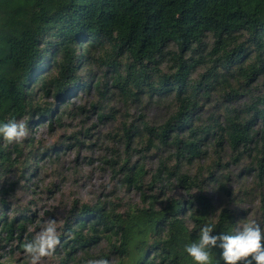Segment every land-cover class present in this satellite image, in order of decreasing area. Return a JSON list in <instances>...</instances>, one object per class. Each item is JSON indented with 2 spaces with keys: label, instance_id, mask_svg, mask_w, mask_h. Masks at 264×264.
<instances>
[{
  "label": "trees",
  "instance_id": "1",
  "mask_svg": "<svg viewBox=\"0 0 264 264\" xmlns=\"http://www.w3.org/2000/svg\"><path fill=\"white\" fill-rule=\"evenodd\" d=\"M81 67L112 74L110 87L125 104L168 101L161 123L143 121L124 136L168 156L148 183L141 164L123 159L125 181L148 199L146 207L78 209L75 201L57 245L63 264H197L185 247L199 242V229L212 224L213 234L234 235L236 215L217 211L207 194L225 189L228 175L222 180L220 168L204 167L191 175L182 164L201 158L211 139L213 147L227 145L232 162L257 164L258 181L264 177V136L254 130L257 121L264 125V0H0V124L36 114L59 125V105L68 106L78 85L89 88ZM91 83L102 96L100 79ZM30 84L41 97L31 98ZM21 157L20 143L0 137V177L20 170ZM0 213V251L25 252L32 213ZM221 251L211 250L210 264H224Z\"/></svg>",
  "mask_w": 264,
  "mask_h": 264
},
{
  "label": "rangeland",
  "instance_id": "2",
  "mask_svg": "<svg viewBox=\"0 0 264 264\" xmlns=\"http://www.w3.org/2000/svg\"><path fill=\"white\" fill-rule=\"evenodd\" d=\"M84 44L86 42L80 46L81 50ZM49 68L40 71V77L49 74ZM79 73L83 77L82 82L89 83V88L78 85L67 97L68 106L64 108L65 103L59 105L56 117L65 111L59 125L53 122L49 127L46 124L48 118L41 121L36 114L18 120L26 123L29 130V135L20 142L24 152L20 160L25 164L20 170L11 169L10 173L4 174L6 176L0 177V212L8 217L14 211L17 214L21 211L32 213L33 223L27 232L33 239L48 220L56 221L60 235L75 201L78 209L82 204L95 202L110 203L109 207L118 211L148 206V199L144 200L141 193L125 181L121 171L123 159L141 164L147 173L145 183H148L159 160H166L168 156L163 150L147 152L144 140L139 142L136 139L127 144L124 138L126 133L141 130L143 121L161 123L168 112V101L158 106L147 100L134 105L125 104L117 91L110 87L112 74L84 67ZM95 78L101 81L99 90L104 92L102 96L91 83ZM28 89H33L32 99L41 97L38 86L30 84ZM216 97L212 95V98ZM45 100L54 102L53 99ZM45 100L42 98L40 101ZM100 114L104 117L100 118ZM51 117L56 119L54 114ZM256 124L254 130L263 137L264 125L261 121ZM260 149L264 154V140ZM202 150L206 153L201 158L184 162L183 170L193 175L202 167L220 168L222 180L229 176L223 180L225 189L207 188L216 210L222 207L234 210L238 230L253 218L264 228V177L258 181L257 164L249 163L251 160L244 157L238 163L232 162L227 145L223 143L219 148L213 147L211 139L205 142ZM173 163L168 164L172 166ZM159 192L160 189L156 194ZM179 194V190H173L171 196ZM64 260L65 252L57 246L52 256L43 258V264H63ZM5 261L30 264L26 253L18 251L13 254L0 251V262Z\"/></svg>",
  "mask_w": 264,
  "mask_h": 264
},
{
  "label": "clouds",
  "instance_id": "3",
  "mask_svg": "<svg viewBox=\"0 0 264 264\" xmlns=\"http://www.w3.org/2000/svg\"><path fill=\"white\" fill-rule=\"evenodd\" d=\"M29 135L26 123L8 120L0 124V137L11 143H20ZM214 225L204 224L199 229V242L185 247L187 254L197 264H210L211 250H222L224 264H264V228L253 218L236 231L234 235L213 234ZM60 243L55 220H48L31 242L23 245L30 264H43V258L54 254ZM88 264H110L104 259L91 260Z\"/></svg>",
  "mask_w": 264,
  "mask_h": 264
},
{
  "label": "water",
  "instance_id": "4",
  "mask_svg": "<svg viewBox=\"0 0 264 264\" xmlns=\"http://www.w3.org/2000/svg\"><path fill=\"white\" fill-rule=\"evenodd\" d=\"M0 264H3V263H0Z\"/></svg>",
  "mask_w": 264,
  "mask_h": 264
}]
</instances>
